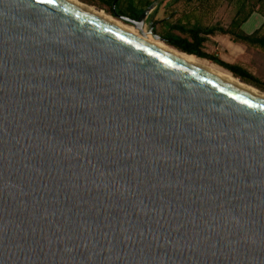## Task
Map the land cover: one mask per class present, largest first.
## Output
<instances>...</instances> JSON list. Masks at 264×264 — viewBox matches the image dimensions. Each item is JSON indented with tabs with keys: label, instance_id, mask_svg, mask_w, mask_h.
I'll use <instances>...</instances> for the list:
<instances>
[{
	"label": "water",
	"instance_id": "water-1",
	"mask_svg": "<svg viewBox=\"0 0 264 264\" xmlns=\"http://www.w3.org/2000/svg\"><path fill=\"white\" fill-rule=\"evenodd\" d=\"M164 1L119 18L164 42ZM0 264H264V99L65 0H0Z\"/></svg>",
	"mask_w": 264,
	"mask_h": 264
},
{
	"label": "trees",
	"instance_id": "trees-1",
	"mask_svg": "<svg viewBox=\"0 0 264 264\" xmlns=\"http://www.w3.org/2000/svg\"><path fill=\"white\" fill-rule=\"evenodd\" d=\"M101 6L108 8V13L113 17L119 18V16L128 17L132 20H138L141 14L154 4L158 0H92ZM175 3L190 2V0H173ZM206 6H211L214 3H218L222 0H199ZM229 4L235 5L236 12L228 27H202L200 25H194L192 27L187 24L170 25L169 30L164 35H160L162 40L170 47L184 52L198 59L199 61H211L222 69L230 72L235 78L240 79L242 82L251 85L260 91L264 92V82L256 78L247 70L234 65L226 63L218 56L211 55L204 52V44L209 36H213L216 33L224 36H229L235 43L244 44L248 47H257L264 50V23L262 26L255 30L253 33L248 34L242 30L244 24H246L252 15L256 12L264 17V0H226ZM116 2V6H114ZM125 4L126 8L123 7ZM161 3L149 16L148 22L152 23L154 33L157 34V24L163 22L168 24V17L160 18L156 20L163 8ZM129 24V23H126ZM180 33V35L174 34V32ZM196 56V57H195Z\"/></svg>",
	"mask_w": 264,
	"mask_h": 264
},
{
	"label": "rangeland",
	"instance_id": "rangeland-1",
	"mask_svg": "<svg viewBox=\"0 0 264 264\" xmlns=\"http://www.w3.org/2000/svg\"><path fill=\"white\" fill-rule=\"evenodd\" d=\"M77 1L97 9L105 16L117 20L122 25L134 27L130 24H126L124 21L120 20V18L113 17L108 13V8L101 6L92 0ZM163 3L161 13L155 19L159 20L160 18L168 17L170 15L171 18L168 19V24L163 22L157 24L156 30L158 35H164L167 33L169 30V24H187V26L190 27L194 25H200L202 27L221 26L226 28L229 26L236 12L235 5L229 4L226 0L214 3L211 6H206V4L201 3L199 0H190V2L183 1L179 3H175L173 0H166ZM123 7L126 8L125 4ZM254 14L255 15L251 17L250 20L242 27V30L248 34H250L253 29H259L264 23V17L261 14L258 12ZM258 19L260 23H262L261 26H254ZM149 24L150 22L147 20V29L149 28ZM174 34L180 35V33L176 31ZM163 43L166 44L165 42ZM231 47L235 49H232ZM204 52L218 56L226 63L237 65L264 82V50L257 47H248L244 44L235 43L231 37L216 33L207 38L206 43L204 44ZM202 62L208 63L234 77L230 72L222 69L219 65L217 66L211 61L206 60Z\"/></svg>",
	"mask_w": 264,
	"mask_h": 264
},
{
	"label": "bare ground",
	"instance_id": "bare-ground-1",
	"mask_svg": "<svg viewBox=\"0 0 264 264\" xmlns=\"http://www.w3.org/2000/svg\"><path fill=\"white\" fill-rule=\"evenodd\" d=\"M69 3H72L74 5H77L79 6L80 8L86 10L87 12L91 13L92 15L120 28V29H123L133 35H137V36H141L143 38H145L146 40H148L150 43L154 44L155 46L159 47L160 49L186 61V62H189L191 64H194L198 67H201L225 80H228L254 94H256L258 97L264 99V92L254 88L253 86L251 85H248L244 82H242L240 79H237L235 77H232L231 75L225 73L224 71L220 70V69H217L215 68L214 66L208 64V63H205V62H202V61H199L198 59L194 58V57H191L190 55L188 56V54H185V53H182L180 51H177L171 47H169L168 45L164 44L163 42H161L160 40H157L155 38H153L152 36H150L148 33H145L144 30L141 31L140 28H135L134 27H130V26H127V25H122L120 22H118L117 20L115 19H112L108 16H105L104 14H102L101 12H99L97 9L93 8V7H90V6H87V5H84L80 2H78L77 0H65ZM147 29V28H146ZM196 57V56H195Z\"/></svg>",
	"mask_w": 264,
	"mask_h": 264
},
{
	"label": "crops",
	"instance_id": "crops-1",
	"mask_svg": "<svg viewBox=\"0 0 264 264\" xmlns=\"http://www.w3.org/2000/svg\"><path fill=\"white\" fill-rule=\"evenodd\" d=\"M254 15H255V14H253L252 17H253ZM261 24H262V23H260V21H259V19H258V21H256V23L254 24V26H255V25H257V26H258V25L261 26ZM257 28H259V27H257ZM255 30H256V29H253V31H252L251 33H253ZM251 33H250V34H251ZM231 48H232V49H235V48H233V47H231Z\"/></svg>",
	"mask_w": 264,
	"mask_h": 264
},
{
	"label": "snow or ice",
	"instance_id": "snow-or-ice-1",
	"mask_svg": "<svg viewBox=\"0 0 264 264\" xmlns=\"http://www.w3.org/2000/svg\"><path fill=\"white\" fill-rule=\"evenodd\" d=\"M49 2H51V0H49Z\"/></svg>",
	"mask_w": 264,
	"mask_h": 264
}]
</instances>
